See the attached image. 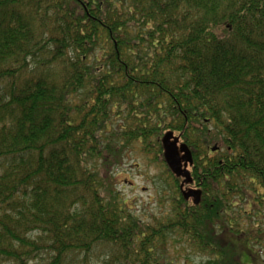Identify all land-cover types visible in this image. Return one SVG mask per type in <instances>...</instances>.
I'll list each match as a JSON object with an SVG mask.
<instances>
[{
    "label": "trees",
    "instance_id": "1",
    "mask_svg": "<svg viewBox=\"0 0 264 264\" xmlns=\"http://www.w3.org/2000/svg\"><path fill=\"white\" fill-rule=\"evenodd\" d=\"M135 148L167 169L164 216L116 189ZM240 202L264 209V0H0V264H248Z\"/></svg>",
    "mask_w": 264,
    "mask_h": 264
},
{
    "label": "rangeland",
    "instance_id": "2",
    "mask_svg": "<svg viewBox=\"0 0 264 264\" xmlns=\"http://www.w3.org/2000/svg\"><path fill=\"white\" fill-rule=\"evenodd\" d=\"M152 159V156H147L139 149H129L123 157L122 166L113 172L118 193L129 203L132 212L141 219H148L151 215L164 216L168 211V204L166 199L161 202L160 198L171 197L172 189H169L168 186L170 181L167 169L164 164H157ZM235 211L240 212L238 229L242 232L253 229L254 235L259 233L256 237L259 238L258 243L253 245V249L259 251V261L264 264L263 206L260 205L258 209L254 206L248 208L243 202H240ZM229 240L237 241L233 236L229 237ZM239 244L246 247L247 242L243 240ZM178 251H180V246H177L176 249L171 248L169 251L168 261L172 264H204L206 261L205 257L191 254L188 250L183 253ZM241 253L243 252L241 251ZM245 257L244 255L243 260ZM185 258L188 262L184 260ZM248 264H255V262L250 259Z\"/></svg>",
    "mask_w": 264,
    "mask_h": 264
},
{
    "label": "water",
    "instance_id": "3",
    "mask_svg": "<svg viewBox=\"0 0 264 264\" xmlns=\"http://www.w3.org/2000/svg\"><path fill=\"white\" fill-rule=\"evenodd\" d=\"M164 149V159L169 170L175 177L183 179V184L191 183L187 167L192 164V156L186 145L180 144L178 137H174L172 132H167L162 138ZM217 147L214 146L211 151L215 152ZM183 197L188 200L192 199L194 204H198L200 191L188 189L183 192Z\"/></svg>",
    "mask_w": 264,
    "mask_h": 264
},
{
    "label": "flooded vegetation",
    "instance_id": "4",
    "mask_svg": "<svg viewBox=\"0 0 264 264\" xmlns=\"http://www.w3.org/2000/svg\"><path fill=\"white\" fill-rule=\"evenodd\" d=\"M183 180V179H182ZM261 254V253H260ZM253 258H252V260L255 262V264H261V262L259 261L260 260V258H259V251H254V253H253ZM260 262V263H259Z\"/></svg>",
    "mask_w": 264,
    "mask_h": 264
}]
</instances>
